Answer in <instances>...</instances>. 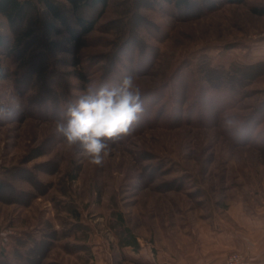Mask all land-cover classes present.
Wrapping results in <instances>:
<instances>
[{"label":"rangeland","instance_id":"374dc122","mask_svg":"<svg viewBox=\"0 0 264 264\" xmlns=\"http://www.w3.org/2000/svg\"><path fill=\"white\" fill-rule=\"evenodd\" d=\"M191 1L184 11L111 0L80 50L88 84L59 61L68 53L47 56L37 39L10 50L17 32L2 21L0 264H153L143 252L158 264H195L200 254L221 264L230 253L264 264V247L252 255L219 239L233 232L238 244L241 215L264 213V15L252 12L264 0ZM126 76L143 111L91 164L57 125L88 87ZM224 79L232 87L215 92ZM172 107L200 122L171 126ZM126 234L140 242L138 257Z\"/></svg>","mask_w":264,"mask_h":264},{"label":"trees","instance_id":"16d2710c","mask_svg":"<svg viewBox=\"0 0 264 264\" xmlns=\"http://www.w3.org/2000/svg\"><path fill=\"white\" fill-rule=\"evenodd\" d=\"M110 1L111 0H0V49H5L9 46L8 37L3 34L1 30L2 21H5L10 29L17 32V37L13 44L14 46L9 47L10 50L16 52L22 45V40L26 37L28 42L30 41L29 39H37L41 42V45L44 46L43 54L47 56L56 52L68 53L70 59L59 61L72 67L74 69L72 74L75 78L84 84H88L89 80L87 74H85L87 70L80 57V50L87 46L88 35L96 30L100 18L108 9ZM156 1L173 4L174 8L184 11L191 10L195 7L191 0ZM210 1L211 0H207L204 2L210 5L209 3L212 2ZM225 2L241 4L244 0H225ZM252 12L256 15H264V9L252 8ZM33 15L36 18L35 20ZM25 23L28 24L27 29H21V25ZM52 37L64 38L63 41L50 40ZM28 42H26V45ZM8 78L9 74L0 65V82ZM223 82L224 84L213 87L215 92L223 88L228 89V87H232L225 79ZM171 110H176L174 114L172 112V117L178 118L175 122L171 121L172 117L165 118V122L171 126H178L187 121H190L189 124L200 122V116L194 118L193 121L181 118L180 114L182 112L185 116L189 114L187 110L184 111L180 107H172ZM175 114H177V116H175ZM148 117L149 116L143 117V122L141 123L145 124ZM149 120L148 118V121ZM239 133H241V130H239ZM126 235L124 244L129 245L131 240L128 234Z\"/></svg>","mask_w":264,"mask_h":264},{"label":"clouds","instance_id":"9594fccd","mask_svg":"<svg viewBox=\"0 0 264 264\" xmlns=\"http://www.w3.org/2000/svg\"><path fill=\"white\" fill-rule=\"evenodd\" d=\"M143 111L141 95L132 76H126L118 87H102L93 93L88 87L67 109L66 122L57 131L68 145H81L84 155L94 165H101L107 155V139L127 134Z\"/></svg>","mask_w":264,"mask_h":264},{"label":"crops","instance_id":"0c3cea01","mask_svg":"<svg viewBox=\"0 0 264 264\" xmlns=\"http://www.w3.org/2000/svg\"><path fill=\"white\" fill-rule=\"evenodd\" d=\"M241 216H242L241 217L242 222L239 223V225L236 227L237 229H235V231L239 232V236L237 239L240 242L236 244L235 235L233 234V232L230 233L228 237L226 234H220L219 239H224L225 247L226 248L228 247L230 250H233L234 247L237 248V245H238L240 249H244V247H246L248 248V251L252 255H257L259 251H262L261 248L264 247V213L260 214V216L257 217L256 219H250V217H246L244 213ZM222 230H224L223 227L221 228V231ZM129 239L131 240V243L129 245H125L123 241V246L126 250L128 251L131 250L135 257H138V253L141 254L142 251L140 252V249L137 248L138 245H137L136 239L134 241V237L129 236ZM143 253L146 254V257L148 258L147 261L153 264H158V262H156V260L152 258L153 257L152 254L148 252H143ZM211 257L212 256L204 258L200 254L199 258H197V261H195V264H212L216 260H212ZM258 257L260 258L261 256H258Z\"/></svg>","mask_w":264,"mask_h":264},{"label":"built area","instance_id":"2783aa9c","mask_svg":"<svg viewBox=\"0 0 264 264\" xmlns=\"http://www.w3.org/2000/svg\"><path fill=\"white\" fill-rule=\"evenodd\" d=\"M137 245L141 248V244L138 240H136ZM160 264H172L169 260H163ZM221 264H253L251 260L242 253H231L229 254Z\"/></svg>","mask_w":264,"mask_h":264}]
</instances>
